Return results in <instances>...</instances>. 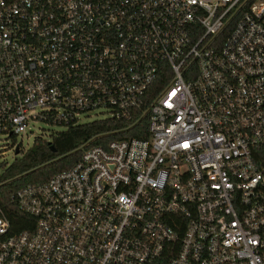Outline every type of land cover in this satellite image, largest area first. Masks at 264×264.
I'll return each mask as SVG.
<instances>
[{
	"label": "built area",
	"instance_id": "obj_1",
	"mask_svg": "<svg viewBox=\"0 0 264 264\" xmlns=\"http://www.w3.org/2000/svg\"><path fill=\"white\" fill-rule=\"evenodd\" d=\"M87 119L0 264H264V0H0L1 149Z\"/></svg>",
	"mask_w": 264,
	"mask_h": 264
},
{
	"label": "trees",
	"instance_id": "obj_2",
	"mask_svg": "<svg viewBox=\"0 0 264 264\" xmlns=\"http://www.w3.org/2000/svg\"><path fill=\"white\" fill-rule=\"evenodd\" d=\"M118 126L111 120L73 125L51 135L50 140L38 138L32 148L22 151L10 166H4V172H0V214L10 222L12 235L32 231L35 227V219L25 214L12 199L16 192L29 185L47 183L58 173L70 169L84 150L116 139V134H107ZM141 127L144 131L133 129L122 137H148L147 126Z\"/></svg>",
	"mask_w": 264,
	"mask_h": 264
},
{
	"label": "rangeland",
	"instance_id": "obj_3",
	"mask_svg": "<svg viewBox=\"0 0 264 264\" xmlns=\"http://www.w3.org/2000/svg\"><path fill=\"white\" fill-rule=\"evenodd\" d=\"M87 122L89 121V119L86 120ZM53 127H49L46 126L44 124H36V128H35V133L34 135H32L31 137H27L25 136L23 138V150H29L30 148L33 147V145L35 144V138L36 137H44L45 139H50V134L52 133L51 131L53 130ZM42 130H45L46 133L42 134ZM19 142H21V137L19 138ZM6 145V143H1L0 144V172H4V166H10L18 156L15 155V151L12 149H8V150H2L1 147ZM21 155H19L20 157Z\"/></svg>",
	"mask_w": 264,
	"mask_h": 264
},
{
	"label": "water",
	"instance_id": "obj_4",
	"mask_svg": "<svg viewBox=\"0 0 264 264\" xmlns=\"http://www.w3.org/2000/svg\"><path fill=\"white\" fill-rule=\"evenodd\" d=\"M15 155L19 156L20 155V150H16Z\"/></svg>",
	"mask_w": 264,
	"mask_h": 264
}]
</instances>
